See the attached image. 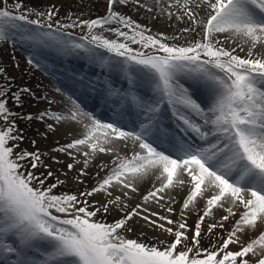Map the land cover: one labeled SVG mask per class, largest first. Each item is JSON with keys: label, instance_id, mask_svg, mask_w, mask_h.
<instances>
[{"label": "snow or ice", "instance_id": "6c2138e0", "mask_svg": "<svg viewBox=\"0 0 264 264\" xmlns=\"http://www.w3.org/2000/svg\"><path fill=\"white\" fill-rule=\"evenodd\" d=\"M106 3L107 15L81 20L57 19L59 10L54 4L41 11L0 0L4 5L0 42L12 39L15 30L34 48H52L63 55L83 53L109 72H122L130 85L127 90L102 85V102L112 112L107 120L86 110L73 96L66 103L61 101L63 108L21 116L13 107H22L21 96L32 95L31 89L14 92L7 79L0 85V264H264V0H155L168 19L190 22L182 33L201 37L185 45L166 42L179 36L148 34L150 28L116 10L132 6L152 12L153 7L142 0ZM31 15L36 18L30 19ZM75 28L87 29L81 42L68 31ZM96 29L114 32L124 42ZM237 48L245 55H239ZM98 49L111 55L105 59ZM28 63L33 64V59ZM0 77H6L3 68ZM181 77L203 85L207 101L195 98ZM137 80L149 84L150 98L135 91ZM79 82L94 91L99 83L83 78ZM55 92L64 96L60 88ZM41 99L49 106L57 103L47 96ZM165 106L171 109L178 132L164 125ZM18 119L38 120L52 132L77 126L81 131H70L73 138L53 147L54 155L39 149L17 151L24 139ZM129 123L130 130L126 128ZM120 143L130 145V157L119 155ZM98 153H116V157L114 167L91 190L78 195L54 193L65 179L43 157L52 164H62L61 155L70 157L68 172L75 170V179L84 183L81 178L88 175L86 169ZM96 166L101 171L107 167ZM68 172L61 175L67 178ZM150 175L159 185L143 196L142 204L126 211L125 200ZM49 179L55 183L49 184ZM186 182L190 190L182 202L181 220L144 206L155 203L166 213H174L170 191ZM97 195L104 199H91ZM198 198L206 206L189 238L185 210L194 208ZM214 209L227 214L217 221ZM234 209L243 211L225 229L224 222L237 215ZM118 210L123 215L112 223L96 219ZM134 217L142 221V229L170 235L172 241L154 237L157 243L146 244L127 238L123 233L133 230L129 222ZM206 217L213 219L207 233L219 241L210 248L200 246ZM258 222V234L250 232L248 242L242 241L238 234L256 230ZM217 228L226 234L215 233ZM235 245H240L239 250L230 248Z\"/></svg>", "mask_w": 264, "mask_h": 264}, {"label": "bare ground", "instance_id": "6f19581e", "mask_svg": "<svg viewBox=\"0 0 264 264\" xmlns=\"http://www.w3.org/2000/svg\"><path fill=\"white\" fill-rule=\"evenodd\" d=\"M36 5L41 4L39 0H33ZM83 1V0H82ZM142 2L148 6V7H153L152 12H148L146 9H140L139 11L135 8V13L132 16L133 20H136L138 23L141 25H145L146 27L150 28L152 32H155L156 35L159 33H163L167 37H173V36H179L181 37L177 41L183 42V44H186L184 41H193V40H198L200 39V36H198L195 33H182V29L188 26L186 18L184 21L177 20L175 18L168 19L164 15L161 14L160 12V7L155 4V0H142ZM84 6H82V9L88 12H96L99 11L101 7H106L105 8V13L107 15V3L106 0H88L83 3ZM102 9V8H101ZM117 11L119 9L116 8ZM120 12V11H119ZM203 15V12H200ZM156 16L155 19H153V16ZM199 31V29L197 30ZM13 36L16 38H21L20 35L15 32L13 33ZM186 37V39H185ZM221 39L224 38V35L220 36ZM21 41V39H20ZM235 46V45H233ZM245 47V52L247 50V45ZM237 50H240L239 48ZM241 51L238 52L240 54ZM82 54V53H81ZM71 55H61L59 58H51L50 59L41 57V61L43 64L48 66L50 69V72L59 77L66 79L67 77H79V73L73 69L74 65L76 64V61L74 60H69ZM9 68V74L11 75V78L14 79L13 84H10L12 91H17L19 89L23 88H29L31 89L32 95H22L21 96V101H22V107L17 106L13 107V110L15 112H18L21 114V116H26L28 114H33L36 115L39 112L45 110L46 108H53V109H59L64 107V103H61L63 100L62 97L58 96L54 91L52 94V97L54 100L57 101L55 103L56 105H51L47 103V101L44 102V105H46L45 108L40 109L36 108L34 106V102L36 101V98H41L43 97L40 88L36 84L32 83H43L42 79L40 76L33 75L31 72L26 73L25 70H18L16 71L12 67ZM63 71L65 74L62 76ZM79 74V75H78ZM183 81H185L187 84L189 83L190 85L192 82L196 83L197 85L192 86L193 89L199 88V91L193 95L196 97L202 99V101H207V91L203 87V85L181 77ZM45 89H49L52 91V88L49 87L46 84ZM97 94L100 96V91H96ZM88 93V92H85ZM96 94V95H97ZM194 96V97H195ZM92 97L95 98V94L92 95ZM195 97V98H196ZM102 100V99H101ZM199 100V99H198ZM65 103L67 100H63ZM79 102V101H78ZM24 105V106H23ZM18 128L20 129L21 135L26 138L28 143L32 145V141H36L35 147L33 145L31 146V150L34 151L35 149L40 148L41 152L49 153V155H54V153L51 152V149L53 147H56L57 145H63L67 142H69L73 137L69 135V132H73V134H77L78 132L81 131V129L77 126L75 128H69V127H59L57 131L52 132L51 130L47 129L44 123L38 121V120H26V119H20L18 122H16ZM44 133H47V138H45ZM119 155L121 156H131L132 152L130 150V145L128 147H125L123 143L119 144ZM116 157V153L108 154V153H98L96 158L91 161V163L88 165V168L86 169L88 176L87 177H97L96 173H100V168H98L96 165L101 164V165H107L102 171H110L113 165V160ZM60 159L63 161L62 164H52L51 160L46 157L45 161L51 164V169L56 172L57 176H60L61 179H65V183L68 185H75V170L73 172H68L66 168V164L73 162L70 157L61 155ZM79 167V165H77ZM89 171V172H88ZM61 172H68L67 178L61 175ZM88 180V178L86 179ZM153 185L158 186L159 181L155 179L154 176H149L145 178V180L141 183L138 184V191L136 193H130L131 199L125 200V203L128 205L126 211H130L131 209L135 208L136 205L142 204L143 203V196L147 194L148 191H151L153 189ZM190 190V185L186 184L182 187H178L175 189H172L170 191V196L174 198L175 203H173L171 206L175 209V212L179 214L182 211V202L183 199L186 197L187 192ZM70 193V192H68ZM120 194L118 192H114V195ZM169 195V194H166ZM100 199H104V197H100ZM99 199V200H100ZM163 203V202H162ZM145 207H151L152 210L160 212L162 215H168L171 219L174 220L173 216H171L169 213L167 214L163 209H160L159 206L155 205V203H151L149 205H144ZM206 206V201L197 199L196 206L194 208H190V210H185V218L187 224H190L192 226H195L197 220H198V214H202V209ZM237 211L236 217H230L229 221L224 222L225 224V229H228L230 225L234 224L235 219L239 218L240 212L243 211V209L236 210ZM117 212V211H115ZM114 213V212H112ZM227 213L223 209H214V219L219 220L221 215H226ZM138 219L136 218V223L140 224L142 221L137 222ZM175 221V220H174ZM213 219L212 218H205V224L202 225V238H204V242L206 244V247H211L214 243H218L219 241L217 240L216 235H209L207 233V225L212 223ZM172 227L175 228V225ZM148 229V228H147ZM225 229H220L217 228L214 230L215 233H218L219 235L223 236L225 235ZM150 230V229H149ZM150 234L157 235L160 239L163 238H169L170 235L167 234H161L160 232H153L152 230L148 231ZM255 233L258 234L259 232V222H258V228L256 230H246L245 233H240L241 240L244 242H248L249 240V233ZM233 250H239L240 245H235L231 246Z\"/></svg>", "mask_w": 264, "mask_h": 264}, {"label": "rangeland", "instance_id": "374dc122", "mask_svg": "<svg viewBox=\"0 0 264 264\" xmlns=\"http://www.w3.org/2000/svg\"><path fill=\"white\" fill-rule=\"evenodd\" d=\"M86 1H88V0H83V1L82 0H39V2H41V4H38V6H37L33 0H8V5L11 6L16 2H21L25 9H29V8L34 7L38 10L45 11V10H47L48 6L54 4V5H56L57 9L59 10V16L57 17V19H62V18L71 16L72 19H76L78 17L81 20H90V19H95L98 17H103L106 15V13H105L106 7H101L102 9L100 8L99 11L92 12V13L83 10L82 6H84L83 3ZM2 7H4V5L0 4V8H2ZM117 9H119V11L122 14L131 16V17L135 13V7H132V6H129V7L120 6ZM12 10H13L14 14H16L15 10L14 9H12ZM200 15L202 16V13H200ZM29 18L35 19L36 17L34 15H31ZM65 22H70V21H65ZM19 23L23 24V22H19ZM108 27H109L108 25L105 26V28H108ZM111 27L115 28L118 26L112 25ZM122 30L128 31L127 29H122ZM68 31L72 32L73 38L76 39L77 42H81L80 37L87 35V29L86 28H84V29H80V28L68 29ZM96 31L98 33L104 35L105 37L109 38V39H119L120 42H124L123 37H117L114 32L105 31L103 29H96ZM13 33H15V30H13ZM148 34L156 35V33L152 32V31H151V33H148ZM222 35L223 34H221V36ZM20 39L12 36V39H9L7 42H0V68H3L6 72V77H0V85H2L5 82V79H7L9 84H13V82H14V79L11 78V75L9 74V71H8L9 66L12 67L13 69H15L16 71L25 70L26 73L31 72L33 75L41 77L43 83H41V84L40 83H32V84L33 85L36 84L40 88L42 95L47 96L50 100H52L53 98H51V97H52L53 91L55 92V89L60 88V86L55 81H53V79L50 78L39 67V65L37 64V61L35 59L36 57H34L31 54V53H36L37 51L40 52V51H42V49L41 48H34V47L30 46V44L28 42L22 41V40L20 41ZM23 42L25 43L24 46H23ZM166 42H168L170 44L175 43V44L185 45V44H183V42H179V41L173 40V39H169ZM184 42L187 43L188 41H184ZM131 47L140 48V45L131 44ZM98 51L104 52V55H106V56L111 55L102 49H98ZM148 51H150V50H148ZM239 51L240 50H237V53ZM78 55L84 56V58L88 61L89 64L95 65V66H100L98 63H94L92 60H90L83 53L82 54L78 53ZM239 55L244 56L245 52L241 51ZM29 59H33V64L28 63ZM46 84L52 88V91L49 89H45ZM62 92H63V90H62ZM56 94L61 97V95L59 93H56ZM67 97L68 96L65 95V93H64V96L62 97V99L67 100ZM44 102H45V100H43L41 98H36V101L33 104L36 108L43 109L46 107V105H44ZM54 105H56V104H54ZM9 106L13 107L12 101L9 102ZM14 107H17V106H14ZM19 120L20 119H18L16 122H18ZM31 146L32 145H30L28 143L26 138H24L23 141L20 142L19 148L17 149V151H19L20 149H27L28 151H32ZM38 149L40 150V148H38ZM43 159H44L45 163H48L45 161L46 157H43ZM38 171L43 172L44 169L40 168ZM52 171H54V170H52ZM108 173H109V171L108 172L107 171H100L99 176H97V177H93V178L87 177L88 175L85 177H82L81 179L84 181V183H79L77 180L75 181V185H68L65 183V184L59 186L57 189H54V193L59 195L62 193L70 192L69 194H77L78 195L79 192H81V191L91 190V188L94 187L96 185V183ZM87 178H88V180H86ZM48 183L49 184L55 183V180L49 179ZM100 197H101V195H97V196L92 197L91 199L99 200ZM122 215H123V213L118 210L117 212L110 213V214H107L105 216H99L98 215V217L96 219L102 220L103 222H106V223H112L116 219H119ZM170 215L173 216L175 221L182 219L181 216H179V214L176 212L171 213ZM135 221H136V218L134 217L133 221L129 222V224L133 228V230L131 232H124L123 235H125L129 239H136V240H138L140 242H144L146 244L157 243V241L154 239V237H157V235L150 234L148 232L150 230L147 228L142 229L141 225L136 223ZM187 225L189 226V230L187 232V235L189 238H191L194 234V231H193L194 226H192L190 224H187ZM141 232H143L144 235H141ZM202 236L204 237V235H202ZM172 239H173V237L170 236L169 238H163L161 240H166L167 242L170 243L172 241ZM200 246L202 248H209V247H206V244L204 242V238H201ZM230 248H231V246H230Z\"/></svg>", "mask_w": 264, "mask_h": 264}]
</instances>
